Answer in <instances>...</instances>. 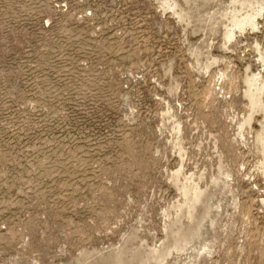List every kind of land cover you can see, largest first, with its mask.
I'll return each mask as SVG.
<instances>
[{"label": "rangeland", "instance_id": "obj_1", "mask_svg": "<svg viewBox=\"0 0 264 264\" xmlns=\"http://www.w3.org/2000/svg\"><path fill=\"white\" fill-rule=\"evenodd\" d=\"M0 264H264V0H0Z\"/></svg>", "mask_w": 264, "mask_h": 264}]
</instances>
